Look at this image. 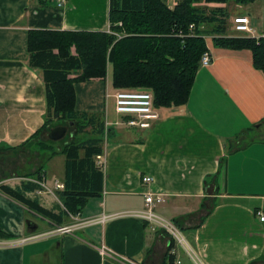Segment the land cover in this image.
<instances>
[{
    "label": "crops",
    "instance_id": "1",
    "mask_svg": "<svg viewBox=\"0 0 264 264\" xmlns=\"http://www.w3.org/2000/svg\"><path fill=\"white\" fill-rule=\"evenodd\" d=\"M165 1L173 9L179 0ZM109 14L110 0H68L62 10L53 0H0V187L33 182L39 189L27 194L32 198L41 190L38 182L49 188L44 167L54 158H64V172L53 171L50 195L57 196L63 189L54 190L55 183L65 180V155L40 147L50 131L27 143L47 114L44 73L29 66V32L111 33ZM206 42L213 63L199 69L184 107L159 109L160 119L138 129L139 137L124 139L114 128L106 135L102 196L70 215L73 225L48 221L53 230L42 229L30 221L40 216L0 191V228L13 236L0 240V264H121V258L140 264H264V223L256 215L264 211V72L254 66L250 50L220 48L211 37ZM75 89L76 110L104 115L107 122V94L115 91L108 80ZM144 176L153 183L144 184ZM149 190L165 195L154 210L187 231V248L140 218L100 222L143 210ZM46 194L37 200L58 213L56 199Z\"/></svg>",
    "mask_w": 264,
    "mask_h": 264
},
{
    "label": "trees",
    "instance_id": "2",
    "mask_svg": "<svg viewBox=\"0 0 264 264\" xmlns=\"http://www.w3.org/2000/svg\"><path fill=\"white\" fill-rule=\"evenodd\" d=\"M231 1L179 0L171 9L165 0H110L111 33L30 31L29 66L44 73L47 114L42 130L27 143L62 122L74 123L76 129L75 140L59 150L53 142L40 143L52 156L65 155L64 189L58 196L66 211L56 213L28 197L39 189L33 182L19 188L1 186L0 191L56 226L81 213L90 198L102 196L104 172L96 157L104 154L106 135L113 128L106 129L104 115L76 110L75 85L106 81L109 67L115 90H151L158 110L188 103L208 51L207 37L220 48L250 50L254 66L264 72V37L228 36ZM233 1L246 6L257 0ZM36 177L41 179V174ZM11 238L0 228V240Z\"/></svg>",
    "mask_w": 264,
    "mask_h": 264
},
{
    "label": "built area",
    "instance_id": "3",
    "mask_svg": "<svg viewBox=\"0 0 264 264\" xmlns=\"http://www.w3.org/2000/svg\"><path fill=\"white\" fill-rule=\"evenodd\" d=\"M57 9L62 10L67 6L68 0H53ZM234 30L236 33L242 36L254 37L255 31L251 27V22L247 16H239L234 18L233 21ZM193 28V26L191 27ZM213 63V59L209 52H205L201 59V67H209ZM113 98L115 102V112L119 116L117 122L114 125H126L135 129H150L154 122L160 119L159 110L154 107V96L151 90L137 89V90H117L112 94H107V98ZM111 123H106V126H111ZM98 166L104 168V158L102 156L97 157ZM151 176H144L142 182L146 185L153 183ZM41 186V190L37 191L38 194H42L45 191L53 194V190L47 188L44 183L38 182ZM64 189V185L56 182L54 190ZM165 202V195L161 193H155L151 190L145 193V208L140 211H128L124 213H118L108 217H103L100 222L104 223L109 219H114L121 216L136 217L146 221L153 231L157 229L165 231L176 244L186 247V239L179 232L176 224L171 223L167 219L161 217L155 212V207ZM260 222L264 223V211H258L256 213ZM94 221L84 223L85 225L92 224ZM83 224V223H82ZM63 233H68L72 229L71 227H62L59 229ZM24 242V241H23ZM102 252H107L105 248ZM121 264H140L132 261L128 258H121Z\"/></svg>",
    "mask_w": 264,
    "mask_h": 264
},
{
    "label": "rangeland",
    "instance_id": "4",
    "mask_svg": "<svg viewBox=\"0 0 264 264\" xmlns=\"http://www.w3.org/2000/svg\"><path fill=\"white\" fill-rule=\"evenodd\" d=\"M242 7L243 8L239 9L237 7V4L233 0L227 5V8L229 10V15H230L228 18L229 35H231V36L237 35V33L235 32V30L233 28L234 27V25H233L234 18L238 17L240 15H244V16H249L251 21H252L251 27L255 31L254 37L261 36L264 33V0H257L253 3H250V4H248L246 6H242ZM111 77H112V68H109L107 80H108V85L110 87H112ZM112 93H113V91L110 89V94H112ZM116 118H117V120L119 119V116L115 112V102H114L113 98H110L108 100V116H107L106 121L112 124L111 128H114L115 130H117L118 136H121L124 139H130V138L139 137L140 135H142L140 130L135 129V128H130L126 125H118V126L113 127L114 123L117 121ZM58 126H65L68 130L66 136L62 140L53 142V145L55 146V148H57L59 150L65 144L75 140L76 129H75L74 125L70 126L69 123H67V122H62ZM58 126H55V127H58ZM46 142L52 143V141L48 138V136L46 137ZM63 159L64 158H54V160H52L51 162L46 163L47 166L44 167V171L49 175V179H48V185H49L48 187L49 188L52 185L53 180H54V176H55L53 171L60 173V174H63V172H64ZM55 165L57 166L56 170L54 168ZM59 165H60V168H59ZM54 194L56 195V193H54ZM37 195L38 194H34L32 196V199H37L40 197L39 195L38 196ZM45 197H50L52 200L56 199V209H57L58 213L60 211H64V210L66 211V209L63 205V202L61 201V199L59 198L58 195L53 196V195H50V193H48L45 195ZM38 216H40V215H38ZM40 217L44 220L36 217V218H34V220L30 219V221H33V223L39 224L42 229L44 227H46L49 230H53L52 226L54 224L53 225L49 224L48 223L49 220H47L46 218H44L42 216H40ZM167 220L170 221L171 223L175 224L174 221H171L169 219H167ZM73 222H75V221L72 220V218L70 216L68 219H66L65 224L70 225ZM81 225H83V224H81ZM177 228H178L179 232L181 233V235L186 239L188 246L191 245L190 238L188 236L187 231L183 232V230L180 229L178 226H177ZM55 229L57 230V232L63 233L59 230V227L55 228ZM71 232H72V230L68 233H71ZM180 247H182V246H180ZM183 248H185V247H183Z\"/></svg>",
    "mask_w": 264,
    "mask_h": 264
},
{
    "label": "water",
    "instance_id": "5",
    "mask_svg": "<svg viewBox=\"0 0 264 264\" xmlns=\"http://www.w3.org/2000/svg\"><path fill=\"white\" fill-rule=\"evenodd\" d=\"M71 125H74V123H71ZM67 131L68 130L65 126H58L51 129L48 137L51 141H60L66 136Z\"/></svg>",
    "mask_w": 264,
    "mask_h": 264
}]
</instances>
